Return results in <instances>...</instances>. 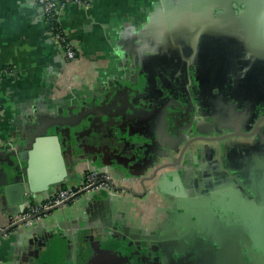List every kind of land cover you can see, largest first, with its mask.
Returning a JSON list of instances; mask_svg holds the SVG:
<instances>
[{
    "label": "crops",
    "instance_id": "crops-1",
    "mask_svg": "<svg viewBox=\"0 0 264 264\" xmlns=\"http://www.w3.org/2000/svg\"><path fill=\"white\" fill-rule=\"evenodd\" d=\"M58 22L72 63L36 0H0V141L59 133L80 177L106 168L137 194L69 202L2 238L0 264H264V126L218 139L181 129L167 107L168 89L177 106H224L232 82L264 80V0H93ZM14 150L0 142V190L22 165ZM156 158L178 173L213 167L209 198L195 176L153 179ZM16 216L0 191V225Z\"/></svg>",
    "mask_w": 264,
    "mask_h": 264
},
{
    "label": "water",
    "instance_id": "water-1",
    "mask_svg": "<svg viewBox=\"0 0 264 264\" xmlns=\"http://www.w3.org/2000/svg\"><path fill=\"white\" fill-rule=\"evenodd\" d=\"M188 147L189 145H186L185 149ZM11 149H15L13 153L19 158L22 165H19L16 178L4 184L0 191L5 196L8 211L12 213L19 215L24 211V204L27 196H48L54 189L77 183L80 179V175L75 170L76 160L78 159L76 158L77 155L71 148V145H67L59 133L40 134L21 143L16 142L15 146ZM183 154L184 152L182 155ZM157 165L158 162L155 163L156 167ZM177 167L178 163L159 166L157 169L155 168L156 172L154 173L153 179L158 172L172 169V172L166 173L167 178L178 176L182 179L181 184L184 187H189L188 178H190L193 173L189 170L188 174L187 170L189 167H192V161L185 164V168L181 173L176 171ZM148 179L150 178L142 179V187L145 186V182H147ZM118 186H120V188ZM137 187L138 183L128 184L127 186L125 180H116L114 189L115 191H126L134 195L137 194L134 190ZM100 195H102V193L88 197L93 198ZM66 204L68 203L63 204L58 209H61ZM258 206H260V203ZM38 224H40V222H38ZM23 229L25 228H18V226H16L11 228L10 231L14 230V233L21 235L20 231ZM104 232L105 234L103 237H111L109 231L105 230ZM91 244L92 243L89 242L88 246ZM144 253L146 254L147 252Z\"/></svg>",
    "mask_w": 264,
    "mask_h": 264
},
{
    "label": "built area",
    "instance_id": "built-area-1",
    "mask_svg": "<svg viewBox=\"0 0 264 264\" xmlns=\"http://www.w3.org/2000/svg\"><path fill=\"white\" fill-rule=\"evenodd\" d=\"M93 0H36L39 4L44 18L49 24L51 37L57 45L59 54L63 61L72 63L77 60V49L69 34L59 22L58 16L64 7L77 5L90 7ZM3 118V106L1 103L0 90V122ZM1 140V139H0ZM4 147L13 148L14 141H0ZM116 180L112 173L106 168L87 167L81 173L77 183L54 189L48 196H27L24 204V211L15 218L0 225V240L14 233L11 228H28L38 222L45 221L56 209L65 203L76 201L80 198L97 195L101 193L114 194ZM50 212V213H49ZM10 231V232H9Z\"/></svg>",
    "mask_w": 264,
    "mask_h": 264
},
{
    "label": "flooded vegetation",
    "instance_id": "flooded-vegetation-1",
    "mask_svg": "<svg viewBox=\"0 0 264 264\" xmlns=\"http://www.w3.org/2000/svg\"><path fill=\"white\" fill-rule=\"evenodd\" d=\"M239 68L241 67L239 66ZM207 80L208 79H206V81ZM227 83H229V80ZM230 87H236V89H233L234 92L229 95V100L224 106L220 104L208 106L202 103H186L183 106H177L172 103L175 102V98H178L180 91L168 89V93H170L169 102H171L167 106L168 110L171 115L175 112L177 113V116L180 118L178 119L177 126L181 129H188L192 126L191 129H193L194 132L199 130L207 131L210 137L218 139L224 135H228L232 138L238 137V135L242 134L241 132L247 133L246 131H250L251 129L255 130L256 127L261 129V127L264 126V80L260 81V84L256 86H251L248 81L232 82ZM163 91L166 92L164 95H167V91L165 89ZM192 113L194 114L193 116ZM253 125H255V127L252 128ZM223 133L225 134L222 135ZM155 154L156 152H154V155ZM157 162L159 161L156 158L153 165ZM212 168L213 167H210L201 172L198 170L194 171V163L192 162V167H189L187 170L188 174L189 170L193 173L192 176L188 178L189 185L192 184L194 179L193 176L200 182L203 181L207 183L204 185L205 189L204 191L202 190V193H206L208 198L209 192L213 188V185L211 186L208 182V179L211 180L214 178V171H211ZM210 261L211 262H207V264H217V261L214 259H210ZM247 261H249V259L246 260V262ZM238 263L243 264L240 260H238ZM254 263L256 264L255 261ZM250 264H252V262H250Z\"/></svg>",
    "mask_w": 264,
    "mask_h": 264
}]
</instances>
